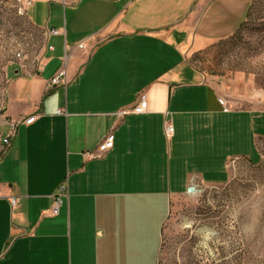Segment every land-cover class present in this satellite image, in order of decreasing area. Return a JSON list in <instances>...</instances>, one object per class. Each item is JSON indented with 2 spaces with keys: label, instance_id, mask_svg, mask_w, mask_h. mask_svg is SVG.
<instances>
[{
  "label": "crops",
  "instance_id": "crops-1",
  "mask_svg": "<svg viewBox=\"0 0 264 264\" xmlns=\"http://www.w3.org/2000/svg\"><path fill=\"white\" fill-rule=\"evenodd\" d=\"M250 1L29 0L28 22L60 33L35 68L0 74V139L16 125L0 145V264H157L190 179L224 184L232 159H262L264 106L223 112L220 89L188 61L229 37ZM61 69L66 83L50 85ZM140 93L147 111L121 115ZM109 134L111 149L85 156Z\"/></svg>",
  "mask_w": 264,
  "mask_h": 264
},
{
  "label": "rangeland",
  "instance_id": "rangeland-1",
  "mask_svg": "<svg viewBox=\"0 0 264 264\" xmlns=\"http://www.w3.org/2000/svg\"><path fill=\"white\" fill-rule=\"evenodd\" d=\"M22 2L0 3V74L41 59L43 32L19 12ZM188 61L245 106H264V0H251L247 14L227 38L188 53ZM2 95L0 93V107ZM257 163H229V180L200 184L196 194L171 200L157 264H264V146Z\"/></svg>",
  "mask_w": 264,
  "mask_h": 264
},
{
  "label": "built area",
  "instance_id": "built-area-1",
  "mask_svg": "<svg viewBox=\"0 0 264 264\" xmlns=\"http://www.w3.org/2000/svg\"><path fill=\"white\" fill-rule=\"evenodd\" d=\"M19 2H22V5L19 7V12L21 14L25 15V6L28 4L29 0H17ZM3 0H0V3H2ZM59 29H50V30H46L43 32L44 38L49 37L50 35H57L59 34ZM86 41L84 42H80L78 44L79 48H84ZM47 48L52 49V46L48 45ZM67 81V76H66V71L65 69H61L56 75H54L51 80H50V85H57L60 83H66ZM218 103L220 104L222 111L223 112H230L233 109H239L240 105L239 102L236 100H232L229 99L226 95H218L217 97ZM147 107H148V102H147V97L145 93H140L137 96V100L135 102V104L130 108V109H122L120 110V114L121 115H125L128 113H135V114H142L144 112L147 111ZM58 113H63L64 110L60 109L57 111ZM34 120V117H30L29 119L25 120V123H30ZM15 124L12 123L10 124V127L8 129V133L6 137H3L0 139V145H9L10 144V139L11 137L15 134ZM163 130L165 133V136L167 138H169L174 131V127L173 124L171 123V121L169 119H165L164 123H163ZM113 146V137L111 134L107 135L96 147V149L92 150V151H87L85 153V156H87L88 158H98L101 157L104 153H106V151H108L109 149H111ZM2 155V148H0V157ZM200 186V183L197 181V179L195 178H191L186 192L190 195L196 194L198 192V188ZM67 195V185L66 183H61L58 186V191L57 194L54 196L53 198V202L50 208V213L52 215H56L59 212V207L62 203V197ZM10 203L11 205H15L16 203V198L15 197H11L10 199Z\"/></svg>",
  "mask_w": 264,
  "mask_h": 264
},
{
  "label": "trees",
  "instance_id": "trees-1",
  "mask_svg": "<svg viewBox=\"0 0 264 264\" xmlns=\"http://www.w3.org/2000/svg\"><path fill=\"white\" fill-rule=\"evenodd\" d=\"M245 160H247V161L251 162L249 159H245Z\"/></svg>",
  "mask_w": 264,
  "mask_h": 264
}]
</instances>
